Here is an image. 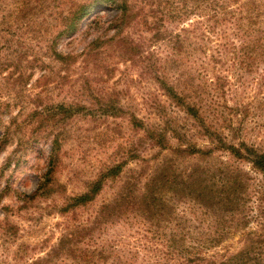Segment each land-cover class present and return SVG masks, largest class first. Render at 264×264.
Instances as JSON below:
<instances>
[{
	"label": "rangeland",
	"instance_id": "rangeland-1",
	"mask_svg": "<svg viewBox=\"0 0 264 264\" xmlns=\"http://www.w3.org/2000/svg\"><path fill=\"white\" fill-rule=\"evenodd\" d=\"M131 2L137 16L123 36L125 43L136 44L132 51L112 38L113 8L103 7L84 18L74 34L57 38L68 0H0V264H43L64 231L93 220L119 191L140 198L159 161L172 160L186 169L230 165L243 177L247 174L252 187L260 185L258 171L227 154L198 159L169 150L158 153L146 133L131 124L135 115L146 129L188 128L191 120L159 88L155 76L188 70L197 75L200 69L199 40L190 34L187 55L180 31L198 18L195 0ZM241 78H230L231 91L221 99L227 131L235 142L244 139L264 149V66ZM108 103L122 109L119 116L105 114ZM59 104L85 108L66 116L57 111ZM192 140L207 144L200 136ZM169 144L178 142L169 138ZM121 161L126 164L120 177L108 180L91 203L60 211L65 198L83 192L104 165ZM47 176L59 187L48 197L29 200ZM188 193L178 191L174 215L182 216L184 210L189 221H209L201 208L193 214V194ZM101 221L107 223L98 224L94 237L135 243V221L143 218L134 208ZM237 240L238 234L229 235L224 244L235 248ZM63 256L48 264L69 262Z\"/></svg>",
	"mask_w": 264,
	"mask_h": 264
},
{
	"label": "trees",
	"instance_id": "trees-1",
	"mask_svg": "<svg viewBox=\"0 0 264 264\" xmlns=\"http://www.w3.org/2000/svg\"><path fill=\"white\" fill-rule=\"evenodd\" d=\"M195 2L196 22L180 31L184 33L187 55L191 49L187 41L190 34L199 40L195 48L200 53L197 75L188 70L172 77L164 71L155 76L159 88L192 123L186 129L180 127V131L146 129L142 120L132 115L131 124L146 133L158 153L169 150L175 156L198 159L216 153L227 154L258 171L262 176L260 185L252 187L247 174L243 177L239 168L230 165L213 170L203 166L186 169L174 165L172 160L159 161L149 180L151 184L140 198L135 199L131 192L119 191L113 200L101 205L93 220L64 231L47 252L43 264L58 260L61 254L69 260L65 264H264V149L244 139L235 142L227 131L230 123L221 109V99L231 91L230 78H241L243 73L252 72L253 67L264 66V0ZM68 4L66 13L60 17L57 38L74 34L84 18L110 7L116 12L111 21L112 38L122 44L127 39L123 36L125 27L137 16L131 0H68ZM184 6L182 12L185 13L188 5ZM176 37L179 38L180 33ZM125 46L130 51L137 48L134 43L126 42ZM209 65L211 69L206 67ZM107 106L109 110L105 114L120 115L121 108L109 103ZM70 108L63 104L56 106L57 111L66 116H73L85 107ZM193 131L196 133H190ZM195 136L206 139L207 144L197 145L192 140ZM169 138L177 140L178 145L169 144ZM133 158L145 161L139 155ZM125 164L121 161L104 165L83 192L65 198L60 211L91 203L108 180L120 177ZM56 186L59 187L47 176L28 199L48 197L56 191L53 189ZM179 190L193 194L190 200L193 214L195 207L201 208L210 220L189 221L184 210L182 216L174 215ZM134 208L143 218V221H135L139 234L135 243L93 236L99 223H107L101 221L102 218L115 217ZM233 234H238L239 246L230 248L224 243Z\"/></svg>",
	"mask_w": 264,
	"mask_h": 264
}]
</instances>
